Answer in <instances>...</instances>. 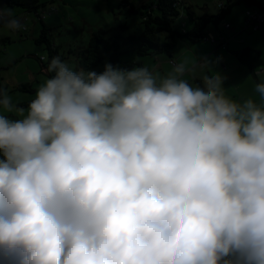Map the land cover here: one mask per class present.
Instances as JSON below:
<instances>
[{"label": "clouds", "instance_id": "9594fccd", "mask_svg": "<svg viewBox=\"0 0 264 264\" xmlns=\"http://www.w3.org/2000/svg\"><path fill=\"white\" fill-rule=\"evenodd\" d=\"M23 28L0 3V33ZM44 59L26 107L0 87V254L264 264V72L258 99L236 100L207 60L97 73Z\"/></svg>", "mask_w": 264, "mask_h": 264}, {"label": "trees", "instance_id": "16d2710c", "mask_svg": "<svg viewBox=\"0 0 264 264\" xmlns=\"http://www.w3.org/2000/svg\"><path fill=\"white\" fill-rule=\"evenodd\" d=\"M221 2L223 5L216 6L218 8L216 12H209L207 6L200 7L191 0H151L142 4L140 9L129 1H124L128 13L141 15L143 28L140 34H127L128 23L119 24L111 33L99 29L92 33L86 45H78L70 49L69 54L75 58L78 67L85 71L101 73L106 63L114 67L130 69L133 66H140L142 57L170 54L179 41L191 43L204 41L212 33L211 29L221 31V24L236 6L244 5L246 9L254 7L262 10L264 0H221ZM0 3L20 8L23 13L34 12L41 20L43 9L46 10L43 0H0ZM23 31H26V28ZM48 31L49 29L44 26L37 42L47 44L50 50L49 60L57 55L62 60L65 59L66 57L60 55L59 47H53V42L48 38ZM3 41L5 42L6 39ZM129 56L133 58L127 59ZM240 59L254 74L257 68L264 67L260 53L256 50L245 49ZM40 60L46 69L48 62L45 63L44 57Z\"/></svg>", "mask_w": 264, "mask_h": 264}, {"label": "rangeland", "instance_id": "374dc122", "mask_svg": "<svg viewBox=\"0 0 264 264\" xmlns=\"http://www.w3.org/2000/svg\"><path fill=\"white\" fill-rule=\"evenodd\" d=\"M124 1L140 9L142 4L151 0H43L46 10L41 15L42 20L34 12L23 13L20 8L4 5L21 18L26 31L23 28L18 32L0 33L1 87L14 103L26 107L38 87L49 77L40 59L48 57L49 60L50 50L45 42H37L44 26L49 29L48 38L53 47H59L60 55L66 57L63 60L77 68L76 60L69 51L78 45H86L94 31L105 29L111 33L119 24L128 23L127 34H140L143 28L141 15L128 13ZM191 1L200 7L205 6L204 0ZM219 1H207L211 3V11L218 9L215 5ZM235 8L243 11L246 7L238 5ZM4 114L10 115L7 112ZM11 118L17 119L15 116Z\"/></svg>", "mask_w": 264, "mask_h": 264}, {"label": "crops", "instance_id": "0c3cea01", "mask_svg": "<svg viewBox=\"0 0 264 264\" xmlns=\"http://www.w3.org/2000/svg\"><path fill=\"white\" fill-rule=\"evenodd\" d=\"M204 1L209 12H216L211 11V3L207 2L209 0ZM220 30V32L215 29L210 30L217 39L215 43L206 40L197 43L179 41L170 54L142 57L140 66L146 65L150 69L165 72L170 69L172 63L186 60L199 70L200 60H207L209 66L224 77L223 86L228 96L241 100L253 95L258 99L254 89L258 82L256 74L259 73V69L257 68L254 74L251 68L241 61L240 55L245 49L256 50L260 53L264 66V34L254 32L246 26V8L243 11L234 8L221 24ZM4 258L5 256L0 254V264Z\"/></svg>", "mask_w": 264, "mask_h": 264}, {"label": "built area", "instance_id": "2783aa9c", "mask_svg": "<svg viewBox=\"0 0 264 264\" xmlns=\"http://www.w3.org/2000/svg\"><path fill=\"white\" fill-rule=\"evenodd\" d=\"M223 3L220 1L218 3V7H221ZM262 10L258 8H247L246 9V26L251 28L254 32H262L264 34V3L262 4ZM44 9L42 12V16L44 15ZM206 41L215 43L216 37L210 33L208 37L205 38ZM258 72H264V67H260ZM2 264H11L8 258H5Z\"/></svg>", "mask_w": 264, "mask_h": 264}]
</instances>
